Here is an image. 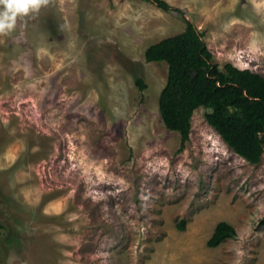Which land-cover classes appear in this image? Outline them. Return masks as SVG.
Here are the masks:
<instances>
[{"label":"rangeland","instance_id":"1","mask_svg":"<svg viewBox=\"0 0 264 264\" xmlns=\"http://www.w3.org/2000/svg\"><path fill=\"white\" fill-rule=\"evenodd\" d=\"M165 1L48 0L0 35V264H264V154L237 155L204 108L180 151L168 65L145 59L190 21L214 63L264 76V0ZM221 222L237 234L211 248Z\"/></svg>","mask_w":264,"mask_h":264},{"label":"trees","instance_id":"2","mask_svg":"<svg viewBox=\"0 0 264 264\" xmlns=\"http://www.w3.org/2000/svg\"><path fill=\"white\" fill-rule=\"evenodd\" d=\"M142 1L152 2L166 11L179 10L165 0ZM145 59L148 63L165 62L168 65V80L159 97V112L166 128L180 134V151L190 141L195 111L204 108L210 110L205 115L206 122L230 149L250 164L261 162L264 154L262 74L239 69L232 63L224 68L214 63V55L206 46L204 33L190 21H187L184 32L149 46ZM136 85L142 91L146 89L141 77L136 80ZM3 200L0 188V213L7 215L9 212ZM7 222L0 224L3 230L0 233V254H5L2 245L9 244L4 237L5 232L10 230ZM261 224L264 225V218ZM179 227L184 229L185 222ZM17 234L15 230L12 236L16 238ZM236 234L234 227L221 222L208 246L216 248L224 241L235 238Z\"/></svg>","mask_w":264,"mask_h":264},{"label":"clouds","instance_id":"3","mask_svg":"<svg viewBox=\"0 0 264 264\" xmlns=\"http://www.w3.org/2000/svg\"><path fill=\"white\" fill-rule=\"evenodd\" d=\"M48 0H0V35L11 32L18 17H25L31 12L39 11Z\"/></svg>","mask_w":264,"mask_h":264}]
</instances>
